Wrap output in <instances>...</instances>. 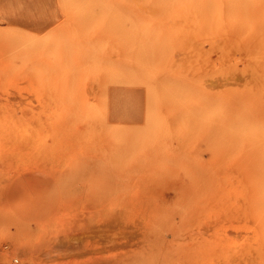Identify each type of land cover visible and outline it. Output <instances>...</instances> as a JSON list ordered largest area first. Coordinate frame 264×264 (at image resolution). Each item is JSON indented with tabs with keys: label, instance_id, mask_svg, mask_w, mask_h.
<instances>
[{
	"label": "rangeland",
	"instance_id": "1",
	"mask_svg": "<svg viewBox=\"0 0 264 264\" xmlns=\"http://www.w3.org/2000/svg\"><path fill=\"white\" fill-rule=\"evenodd\" d=\"M262 160L264 0H0V264H264Z\"/></svg>",
	"mask_w": 264,
	"mask_h": 264
},
{
	"label": "bare ground",
	"instance_id": "2",
	"mask_svg": "<svg viewBox=\"0 0 264 264\" xmlns=\"http://www.w3.org/2000/svg\"><path fill=\"white\" fill-rule=\"evenodd\" d=\"M126 0H119L123 2ZM58 2V1H57ZM59 5V4H58ZM113 5V4H112ZM111 6V5H110ZM112 7V6H111ZM132 7V6H131ZM131 9V8H130ZM111 11V10H110ZM130 11V10H129ZM62 12V11H61ZM84 12V11H83ZM132 14V11H130ZM121 14V13H120ZM130 14V15H131ZM57 15V14H56ZM73 15V14H71ZM130 15H128L130 17ZM133 15V14H132ZM65 16V15H64ZM73 18V17H72ZM59 19V18H58ZM80 19V18H79ZM71 20V19H70ZM75 20V19H73ZM78 20V19H77ZM94 20V19H93ZM92 21V18H91ZM74 22V21H73ZM84 22H86L84 20ZM94 22V21H92ZM76 24V23H75ZM93 24V23H92ZM57 25V24H56ZM83 25V24H82ZM106 26V25H105ZM16 29V28H15ZM25 31V30H23ZM78 31V30H77ZM75 34V33H74ZM18 35V34H17ZM16 36V34H15ZM14 36V37H15ZM42 36V35H41ZM119 36V34H118ZM17 37V36H16ZM19 37V36H18ZM120 37H118L119 40ZM16 40V39H15ZM121 41V39H120ZM15 42V41H14ZM111 42V41H110ZM122 42V41H121ZM17 43V42H16ZM122 44V43H121ZM120 44V45H121ZM5 57V56H4ZM57 57V56H56ZM34 63V62H33ZM30 64V63H29ZM118 76V73H117ZM106 87V86H105ZM259 168L255 182L257 183L256 192L254 193L255 198L253 200L254 205V237L253 240H264V160L259 161ZM250 242V241H249ZM259 244V243H258ZM260 249V248H259Z\"/></svg>",
	"mask_w": 264,
	"mask_h": 264
}]
</instances>
